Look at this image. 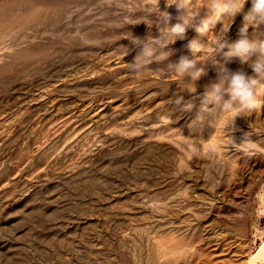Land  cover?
<instances>
[{"label":"rangeland","instance_id":"obj_1","mask_svg":"<svg viewBox=\"0 0 264 264\" xmlns=\"http://www.w3.org/2000/svg\"><path fill=\"white\" fill-rule=\"evenodd\" d=\"M251 6L210 17L202 42H234ZM0 9V264H264L252 258L264 238V155L233 144L248 133L264 145V108L234 125L220 106L201 109L214 61L255 76L256 56H194L189 28L152 45L167 59L130 68L143 46L132 38L160 35L150 0ZM159 9L177 23L175 6ZM181 57L206 74L179 77L169 66Z\"/></svg>","mask_w":264,"mask_h":264},{"label":"clouds","instance_id":"obj_2","mask_svg":"<svg viewBox=\"0 0 264 264\" xmlns=\"http://www.w3.org/2000/svg\"><path fill=\"white\" fill-rule=\"evenodd\" d=\"M246 2L247 0H243V4L240 3V0H166V5L168 7L175 6L179 13L176 17L177 23L171 24V14L159 9L160 0H150L155 11L160 14L158 15V26L162 25L159 27L160 35L158 38L147 37L145 40L132 38L135 45L142 44L143 46L134 62L130 63V68L143 67L147 69L153 61L160 62L167 59L170 53H161L157 56V49L152 45L159 44L161 48H167L177 38H184L187 29L194 28L198 36L188 45L194 56L205 50L210 51L211 54L222 53L224 63L233 57L238 58L241 63L249 62L253 56L257 57L251 64L255 76H245L243 72L239 71L229 74V70L224 67V64L214 61V65L218 68V79L211 83L203 93L201 109L207 110L209 104L220 106L222 119L226 115L231 116L234 125L236 117L264 108V95L261 94L264 90V71L261 70V65L264 63V39L256 35H264V0H251L252 6L244 14V22L238 32L239 38L234 42L221 43L223 37L218 34L211 44L202 42V38L213 27L209 23L210 17H217L216 23H219L225 16L234 18L243 10ZM201 9L207 10L203 17H200ZM149 11L152 13L151 9ZM168 36H171L172 39L168 40ZM225 47L228 48V51L223 52ZM197 62L195 59L189 60L186 57H181L179 63L169 67L174 68L179 77L187 76L192 82H196L206 74L204 68L196 67ZM220 73H224V75ZM225 96L228 99H224ZM181 101L182 98L178 99L177 103ZM193 107L192 102L185 105L186 110H191ZM233 144L239 151L249 156L264 155V145L253 141L248 133L240 143L233 142Z\"/></svg>","mask_w":264,"mask_h":264},{"label":"bare ground","instance_id":"obj_3","mask_svg":"<svg viewBox=\"0 0 264 264\" xmlns=\"http://www.w3.org/2000/svg\"><path fill=\"white\" fill-rule=\"evenodd\" d=\"M3 8V7H2ZM5 9V8H4ZM1 11H2V9H0ZM4 19V18H3ZM7 21V20H6ZM12 21V20H11ZM13 23H15V22H13ZM5 24V23H4ZM6 27V26H5ZM6 29V28H5ZM15 29V28H14ZM6 31V30H5ZM16 32V31H15ZM13 36V35H12ZM11 36V37H12ZM7 37V36H6ZM5 38V37H4ZM10 38V37H9ZM3 39V38H2ZM0 41H1V39H0ZM2 42V41H1ZM5 44V43H4ZM6 47V46H5ZM2 50V49H1ZM5 50V49H4ZM30 108V107H29ZM31 110V109H30ZM33 110V109H32ZM36 111V110H35ZM8 140V139H7ZM6 146V145H5ZM252 258L253 259H259V260H261V259H264V238L262 239V242H261V244H260V246L258 247V249H257V252L256 253H254L253 255H252Z\"/></svg>","mask_w":264,"mask_h":264}]
</instances>
